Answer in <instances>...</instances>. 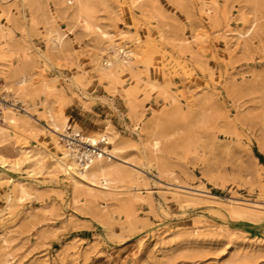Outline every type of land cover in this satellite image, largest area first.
Instances as JSON below:
<instances>
[{"label": "rangeland", "instance_id": "rangeland-1", "mask_svg": "<svg viewBox=\"0 0 264 264\" xmlns=\"http://www.w3.org/2000/svg\"><path fill=\"white\" fill-rule=\"evenodd\" d=\"M0 57V264H264V0H0Z\"/></svg>", "mask_w": 264, "mask_h": 264}, {"label": "bare ground", "instance_id": "bare-ground-1", "mask_svg": "<svg viewBox=\"0 0 264 264\" xmlns=\"http://www.w3.org/2000/svg\"><path fill=\"white\" fill-rule=\"evenodd\" d=\"M138 43H139L138 39H135L134 44L138 45ZM116 50L123 55L124 59L121 62H117L115 64L110 63V61L107 59L106 60V64H107L106 70H109V72L118 71V70L124 71L125 69H128L129 63L130 62L134 63L136 60V57L138 56L137 53L140 54V52H137V53L135 52V48L125 47L124 44H121V42L116 44ZM4 59H5V57H4ZM10 65H12V64H10ZM1 69H3V67ZM6 75L8 76V74H6ZM12 75L15 77H18V80L16 82L17 87L15 90H16L17 96L18 95L21 96L25 90V85H24L25 80H26L25 73L22 71V69L20 67H17L12 71ZM15 79H17V78H15ZM4 91L8 94L10 92L9 87L5 86ZM132 95H133V93H132ZM18 97H16V98H18ZM22 101L24 102V100H22ZM14 116H15V113L12 110L7 109L6 107H4L2 105L0 106V118L2 120H8L10 123H12L14 121ZM50 118H52V117L50 116ZM49 129H50L49 134L51 135V137L53 138L55 143L60 145V142H63V144L60 145L61 150H59L57 152V154H60L61 156H55V163L60 162L61 160H63V158L66 157V150L63 148L64 146H66L67 150L72 151L73 154L77 157L79 162L75 163V165H76V167H79L81 170H83L84 174L86 173L85 174L86 177H88L89 175H99L100 177H103L106 174L110 173L111 168H109L106 164H103L100 160H97L94 163L95 159H98L102 156V154H101L102 152H100L99 154L97 153L96 157H94L92 154L93 148H96L98 143L102 142V143H105L106 145H110L111 144L110 137H108L107 135H103V134L102 135L100 134V136L88 135L84 132H78L76 130H72L71 132H69L68 131V124L61 123L58 125V124L53 123L52 121L49 124ZM157 132L158 131H153V133H152L151 146L153 148H156V146L158 144V138L159 137H158ZM93 141H94V143H93ZM76 143H79V144H76ZM80 144H82V146L84 145L85 148H80L79 147ZM90 149H92V150H90ZM119 149L120 148L117 146H112V151H116ZM103 150H104L103 153L113 154L112 151L106 150V148ZM0 164H2V166H4L3 163L0 162ZM65 166L68 167V170L72 169L70 164H65ZM87 174H88V176H87Z\"/></svg>", "mask_w": 264, "mask_h": 264}, {"label": "built area", "instance_id": "built-area-1", "mask_svg": "<svg viewBox=\"0 0 264 264\" xmlns=\"http://www.w3.org/2000/svg\"><path fill=\"white\" fill-rule=\"evenodd\" d=\"M2 101H1V97H0V103H1Z\"/></svg>", "mask_w": 264, "mask_h": 264}, {"label": "snow or ice", "instance_id": "snow-or-ice-1", "mask_svg": "<svg viewBox=\"0 0 264 264\" xmlns=\"http://www.w3.org/2000/svg\"><path fill=\"white\" fill-rule=\"evenodd\" d=\"M93 143H94V141H93Z\"/></svg>", "mask_w": 264, "mask_h": 264}]
</instances>
